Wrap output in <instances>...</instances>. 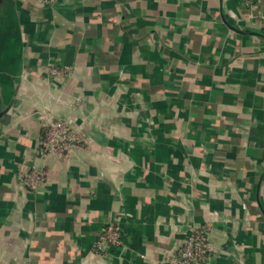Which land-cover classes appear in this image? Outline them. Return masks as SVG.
Segmentation results:
<instances>
[{"label": "crops", "instance_id": "1", "mask_svg": "<svg viewBox=\"0 0 264 264\" xmlns=\"http://www.w3.org/2000/svg\"><path fill=\"white\" fill-rule=\"evenodd\" d=\"M263 15L264 0H3L0 264H163L203 224L213 264H264ZM38 113L90 146L42 158ZM113 219L123 246L93 254Z\"/></svg>", "mask_w": 264, "mask_h": 264}, {"label": "built area", "instance_id": "2", "mask_svg": "<svg viewBox=\"0 0 264 264\" xmlns=\"http://www.w3.org/2000/svg\"><path fill=\"white\" fill-rule=\"evenodd\" d=\"M245 8H251L257 0H240ZM54 3L56 0H49ZM264 19V15L262 16ZM68 69H49L53 81H58ZM41 122L37 154L42 158L54 155L66 158L79 148L89 147L91 138L83 125L73 119H59L52 115L38 113ZM21 181L29 190H37L45 185L47 173L42 167H32L22 172ZM211 225L203 224L190 227L187 235L173 249L164 253L163 264H213L215 251L209 240ZM123 233L117 220L107 223L99 232L93 245V254L110 255V251L123 246Z\"/></svg>", "mask_w": 264, "mask_h": 264}, {"label": "water", "instance_id": "3", "mask_svg": "<svg viewBox=\"0 0 264 264\" xmlns=\"http://www.w3.org/2000/svg\"><path fill=\"white\" fill-rule=\"evenodd\" d=\"M2 1H3V0H0V5H1ZM5 113H6V112H4V111L0 112V119L5 115Z\"/></svg>", "mask_w": 264, "mask_h": 264}]
</instances>
